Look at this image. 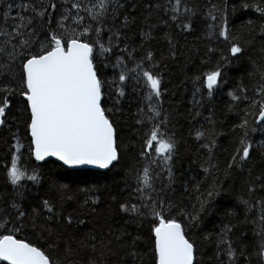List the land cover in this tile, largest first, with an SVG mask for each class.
I'll use <instances>...</instances> for the list:
<instances>
[{
	"label": "snow or ice",
	"instance_id": "6c2138e0",
	"mask_svg": "<svg viewBox=\"0 0 264 264\" xmlns=\"http://www.w3.org/2000/svg\"><path fill=\"white\" fill-rule=\"evenodd\" d=\"M0 264H264V0H0Z\"/></svg>",
	"mask_w": 264,
	"mask_h": 264
},
{
	"label": "trees",
	"instance_id": "16d2710c",
	"mask_svg": "<svg viewBox=\"0 0 264 264\" xmlns=\"http://www.w3.org/2000/svg\"><path fill=\"white\" fill-rule=\"evenodd\" d=\"M177 195L178 197H183L184 199H187V196L183 193L182 189H178Z\"/></svg>",
	"mask_w": 264,
	"mask_h": 264
}]
</instances>
